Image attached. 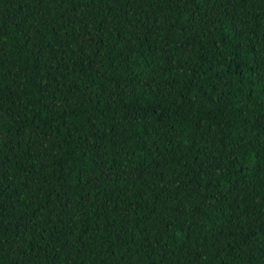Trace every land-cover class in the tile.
I'll use <instances>...</instances> for the list:
<instances>
[{"label":"trees","instance_id":"trees-1","mask_svg":"<svg viewBox=\"0 0 264 264\" xmlns=\"http://www.w3.org/2000/svg\"><path fill=\"white\" fill-rule=\"evenodd\" d=\"M0 264H264V0H0Z\"/></svg>","mask_w":264,"mask_h":264}]
</instances>
